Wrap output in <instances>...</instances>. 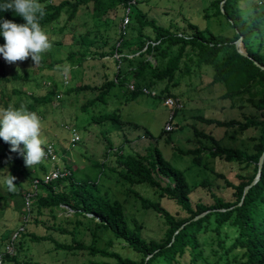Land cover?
Segmentation results:
<instances>
[{
  "label": "trees",
  "instance_id": "obj_1",
  "mask_svg": "<svg viewBox=\"0 0 264 264\" xmlns=\"http://www.w3.org/2000/svg\"><path fill=\"white\" fill-rule=\"evenodd\" d=\"M39 1L45 6V16L39 20L41 27L55 20L61 10L65 11L67 21L75 15L79 6L89 3L94 18L108 7L119 6L122 12L125 10L126 24L119 27L117 39L108 44L102 39L98 46L90 47L93 39L83 35L79 39L81 45L78 50L68 53L70 61L80 63L85 58H104L113 65L110 67L106 61H102L101 64L106 69L98 82L80 81L67 86L66 92L89 90L93 93L80 104L82 111L90 109L82 126L91 122L120 125L123 122L122 103L139 93L160 99L168 95L174 97L169 84L176 85L179 77L192 72L198 74L200 67L207 65L211 68L209 82L224 85L219 97H243L253 110L241 112L240 118L230 116L221 119L199 113L193 117L200 122L223 127L233 126L240 131L251 127L254 134L250 136V147L222 144L211 133L193 126L195 135L202 137L200 144L193 148L176 149L192 153L195 163L199 162L202 152L225 162H236L241 169L250 165V172L236 173L237 179L234 181L223 173L216 172L222 178L223 186L230 189L231 198L210 192L211 202H192L189 197L191 187L183 170L170 163L156 144L151 145L146 153L123 152L118 146L111 151L114 165H108L104 159H89V166L85 171L72 167L66 161H63L62 167L52 164L67 169L68 172L47 182L41 181L38 175L40 171L47 169L44 161L28 168L22 155L12 152L10 148L4 149L12 166L23 172L28 180L31 181L34 177L38 180L27 207L23 206L24 193L21 192L20 185L15 192L0 193L2 205L12 202L17 208L22 207L23 214V226L17 230V235L12 240L11 252L4 251V244L10 240L9 234L4 233L0 237V264H45L27 253L28 239H49L53 247L63 250L86 249L90 255L98 253L111 257L113 264H264V69L253 62L255 60L264 66V0H252L249 5L245 4V0H210L212 10H206L204 16L215 24L216 31L207 27L200 28L191 22L187 23L190 30L182 31L158 24L145 17L136 4L139 0ZM7 2L8 0H0V5ZM249 8L251 12H248ZM3 19L24 23L23 18L11 10H0V21ZM132 21L136 25H132ZM126 28L130 32L134 31V34L125 36ZM238 36L239 41L235 46L234 40ZM4 42L0 35V45ZM18 76L16 73L11 74V78ZM158 81H163V86L156 92H151ZM142 87L148 90L143 91ZM55 94V90L51 88L42 94L32 93L30 97L33 101L27 105L31 107L33 102L50 101ZM98 103L109 107L101 109L97 107L100 105ZM3 105L4 108L8 107L6 99H3ZM176 109L171 110V116ZM160 132L168 131L162 127ZM145 133L151 135L147 128ZM104 139L108 146L103 150V156L106 157L111 142L105 135ZM166 139L169 141L168 137ZM0 143L6 146L2 139ZM260 153L262 158L257 177L249 183L257 171ZM105 168L115 170L129 184H142L153 189L157 199L135 193L143 207L150 208L160 217L162 226L157 236L146 237L141 233L140 225L130 226L125 219L122 203L108 198L100 191L97 180ZM199 183L207 184L205 179ZM248 183L242 192L243 186ZM162 200L171 204L172 209ZM60 204L74 215L84 217L89 213L88 218H96L93 220L95 227L108 230L138 256H122L117 250L110 248V238L105 241L106 246H96L93 242L94 231L92 241L84 243L73 237V231L58 223H50L48 227L61 233H70L71 242L59 241L49 233L35 234L25 229L24 224L31 211L34 212V221L37 220V215L44 212L43 208L54 217V209ZM200 212L202 213L194 216ZM79 221L76 217L75 222Z\"/></svg>",
  "mask_w": 264,
  "mask_h": 264
},
{
  "label": "rangeland",
  "instance_id": "obj_2",
  "mask_svg": "<svg viewBox=\"0 0 264 264\" xmlns=\"http://www.w3.org/2000/svg\"><path fill=\"white\" fill-rule=\"evenodd\" d=\"M209 1L139 0L136 1V4L144 12L146 18L153 19L156 23L172 29L190 30L187 23L191 22L200 28L207 27L216 31L215 24L212 21L209 22L204 16L206 10L209 12L212 10ZM251 1L245 0L244 2L249 5ZM90 5L91 3L79 6L75 15L67 21H65V11L61 10L55 20L42 26L52 43V47L41 54L42 59L38 64L34 65L30 57L23 62L18 61L15 64H9L1 55L0 109H4L3 99H6L8 106L12 105L18 108L24 104L28 110L38 114L42 123L41 138L45 141L44 144L52 142L56 153L52 162H43L47 168L52 164L62 167L63 161H66L72 167L85 171L89 166V159H104L108 165H114L111 151L116 147L120 146V150L123 152L146 153L151 145L156 144L170 163L183 170L191 187L189 197L192 202L196 200L211 202L210 192L224 198H231L230 189L223 186V180L216 175V172H221L228 179L234 181L237 179L236 173L242 171L249 173L250 165L241 169L236 162H225L212 156H206L202 152H200L199 162L195 163L192 160V153H183L176 149V147L180 149L193 148L200 144L202 137L195 135L193 126L196 129L211 133L222 144L250 147V136L254 134L251 127L240 131L233 126L223 127L204 123L193 117L194 114L199 113L221 119L230 116L240 118L241 112L253 110L243 97L233 99L219 97V94L224 90V85L220 82H209L210 66L202 65L198 74L192 72L183 75L179 77V82L176 85H168L169 90L173 91L174 97L179 100L180 106L172 113V127L166 129L167 133L160 131L162 127L164 128V123L172 109L164 104L163 97L160 99L146 93H139L133 99L122 103L123 122L120 125H112L109 122H91L82 126L88 118L90 109L86 112L82 111L80 104L93 93L89 90L66 92V88L80 81H100L102 72L106 69L101 63L106 60L104 58H85L78 63L76 60L70 61L68 53L78 50L81 45L79 39L83 35L93 39L90 47L98 46L102 39H105V43L108 44L117 39L119 27L126 24L124 23L125 10L122 12L121 7H108L94 18ZM248 12H251V8ZM131 23L136 25L135 21ZM124 34L130 37L134 31L130 32L126 28ZM51 62L53 63L50 64ZM106 62L110 67H113L111 62ZM17 66L20 69L19 72H17ZM14 73L19 76L11 78V74ZM63 75L67 77V83L63 82ZM4 77L8 79H4ZM162 86L163 81H158L151 92H156ZM50 88L55 90L58 94L57 97L54 95L50 101L33 102L31 107L27 105L33 101L30 94H42ZM98 104L100 105L97 107H101V109L109 107L101 103ZM65 123H72L77 126L78 141L69 142L68 131L64 128ZM145 128L150 131L151 135L145 133ZM104 135L111 142L106 157L103 156V150L108 146ZM166 137L169 138V141ZM7 148H10V144L6 143V146H3L0 143V193L8 191L4 183V178L8 175L17 178L14 181L16 189L20 185L22 193H31L34 191L32 180H28L23 172L12 166L4 152V149ZM38 175L41 176L42 172L40 171ZM202 179H205L207 184H200L199 181ZM97 181L103 194L122 203L125 219L130 226L140 225L141 233L146 237H154L160 233L162 226L160 217L150 208L143 207L135 193L139 192L143 197L149 199H157V195L150 186L129 184L115 170L108 168L104 169ZM164 201L166 200H162L165 205L172 209L173 206ZM43 211L36 216V221L32 220L34 215L32 213L34 212L31 211L27 215L24 224L25 229L35 234L49 233L59 241L71 242L72 235L70 233H61L48 227L50 223H58L73 231V237L84 243L92 241V231H94L93 242L96 246H106L105 241L110 238V248L117 250L122 256H138L122 240L114 238L108 230L95 227L93 220L96 218H88L89 213L84 217L74 215L62 204L55 207L54 217L47 213L45 208ZM76 217L80 219L79 222H75ZM22 218V207L17 208L12 202L6 205H2L0 202V237L4 233L10 236L15 229L23 226L21 224ZM27 242V253H31L34 259L45 264H113L111 257L98 253L90 255L86 249L74 248L71 251L55 248L49 239L35 241L28 239ZM89 260H94L95 263Z\"/></svg>",
  "mask_w": 264,
  "mask_h": 264
},
{
  "label": "clouds",
  "instance_id": "obj_3",
  "mask_svg": "<svg viewBox=\"0 0 264 264\" xmlns=\"http://www.w3.org/2000/svg\"><path fill=\"white\" fill-rule=\"evenodd\" d=\"M0 10L14 11L24 20V23L9 19L0 21V35L5 41L0 45V55L9 64L23 62L29 57L34 65L38 64L42 59L41 54L52 47L48 35L39 23L45 16V6L39 0H8L0 5ZM19 71L17 66V72ZM41 133V118L36 112L28 110L26 105L21 104L18 108L9 105L0 109V139L10 144L12 152L23 156L28 168L42 163L45 158V141L41 138ZM16 179L13 175L4 178L8 191H16Z\"/></svg>",
  "mask_w": 264,
  "mask_h": 264
},
{
  "label": "built area",
  "instance_id": "obj_4",
  "mask_svg": "<svg viewBox=\"0 0 264 264\" xmlns=\"http://www.w3.org/2000/svg\"><path fill=\"white\" fill-rule=\"evenodd\" d=\"M126 20H127V17H126V15H124V23L126 22ZM62 78H63V82L67 83L66 75H63ZM129 86H131V85H129ZM142 90L147 91L148 89L146 87H142ZM55 95L57 96L58 94L56 93ZM163 99H164V101H163L164 104L167 107H170L171 109L177 108L178 106H180L179 100L176 97L168 95V96L164 97ZM171 127H172V124H171V113H170L168 115L166 122L164 123V128L165 129H171ZM64 128L68 131L69 142H75V141L79 140L78 129L74 124L65 123ZM44 149H45L46 155H45V158L43 161H51L52 162L56 156L52 142H47L44 145ZM66 172H68L67 169L52 165V166L48 167L46 169V171L42 172V175L40 176V178H41V181L47 182V181H50V180L56 178L57 176H60ZM37 180H38V178H36V177H34L32 179L33 188H35ZM34 191H35V189H34ZM34 191H32L31 193L27 192L26 194H24V206L25 207L28 206V202H29L30 197L32 196ZM18 229H21V226L19 228L15 229L14 232L10 235V240L4 244V251H7V252L12 251V249H13L12 240L16 237ZM0 262H1V254H0Z\"/></svg>",
  "mask_w": 264,
  "mask_h": 264
},
{
  "label": "water",
  "instance_id": "obj_5",
  "mask_svg": "<svg viewBox=\"0 0 264 264\" xmlns=\"http://www.w3.org/2000/svg\"><path fill=\"white\" fill-rule=\"evenodd\" d=\"M220 2H221V1H220ZM220 2H219V3H220ZM239 37H240V36H238V37L234 40V45H235V46H237V44H238ZM237 50H238L239 52L243 53L239 48H237ZM252 60H253V59H252ZM253 62H254L255 64H257L260 68L264 69V66H263L262 64L257 63L255 60H253ZM261 158H262V153L259 154V157H258V160H257V171H256V173H255L253 179H252L249 183H251V182L257 177L258 169H259V166H260V163H261ZM249 183H248V184H245V185L243 186L242 192H244L245 188L249 185ZM202 212H203V211H202ZM202 212H200V213H198V214H196V215H194V216H197V215L201 214ZM194 216H193V217H194Z\"/></svg>",
  "mask_w": 264,
  "mask_h": 264
}]
</instances>
